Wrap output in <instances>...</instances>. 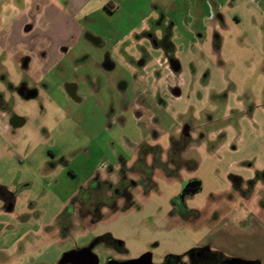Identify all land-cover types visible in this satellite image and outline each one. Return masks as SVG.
I'll return each mask as SVG.
<instances>
[{"label": "rangeland", "instance_id": "obj_1", "mask_svg": "<svg viewBox=\"0 0 264 264\" xmlns=\"http://www.w3.org/2000/svg\"><path fill=\"white\" fill-rule=\"evenodd\" d=\"M45 1L66 9L0 0V32L44 28L34 15ZM94 1L113 15L78 19L44 75L52 85L33 71L45 50L31 55L47 37L27 32L14 49L0 34V113L26 121L0 124V264H63L85 248L100 264L147 252L153 264L186 261L200 244L233 255L213 230L245 229L241 209L264 225V0ZM184 127L188 169L167 155ZM191 178L201 191L183 200L201 214L175 208Z\"/></svg>", "mask_w": 264, "mask_h": 264}, {"label": "crops", "instance_id": "obj_2", "mask_svg": "<svg viewBox=\"0 0 264 264\" xmlns=\"http://www.w3.org/2000/svg\"><path fill=\"white\" fill-rule=\"evenodd\" d=\"M43 8L42 11L39 12L38 16L34 15V20H37L40 22H49L44 28H39L38 26H32L26 29V27L22 28L21 23H14L11 27V29L6 32V30H2L0 34H5L9 37V41L14 49L17 48V45L19 42L24 40L26 38V35H30L31 37L37 35L38 37H47L49 39L48 46L45 47V43H39L34 47V50L31 51V55L35 57V51L39 49H44L47 58L46 62L42 63L41 66L36 65V69L33 68V71L37 73H42V77L45 78L42 80L46 84H51L53 79H49L50 82L47 81V76L50 71L57 67V64L59 63V56L61 49L65 45V40H67L69 37H75L76 33L78 31V19L80 18H86L87 20H90L95 15H99L103 19L105 17H109L113 15V12L109 11L105 6L104 3H97V1L94 0H67L65 2L66 9H60L57 6H55L54 3L45 1L42 3ZM18 8V5H17ZM19 19V18H18ZM22 20V19H21ZM24 21V20H22ZM25 35V33H27ZM21 38V40H20ZM30 41V40H29ZM30 42H27L28 44H33ZM0 44H2V38H0ZM5 46V45H4ZM3 47V46H2ZM76 48V44H74L71 47V50ZM72 52V51H71ZM26 53H28L26 51ZM30 54V53H29ZM38 64V62H37ZM63 68H65L63 66ZM27 70V68H25ZM45 75V76H44ZM42 85V84H41ZM52 85V84H51ZM75 90V88H74ZM41 96L43 97L49 96L51 93L50 91L46 90L45 88L41 89ZM31 99V98H29ZM21 101L17 100V103H20ZM0 116V124H2V128L5 132H9L14 126L22 128L26 125V121L23 118V115L17 113L15 115L18 118L17 123H12L11 118H8V114L5 113L4 110L1 111ZM147 137H144L146 139ZM15 139V136H13V140ZM72 173V172H71ZM244 198L246 202H250L252 198L249 199ZM196 211H200L199 209H196ZM244 210L241 209L240 213L237 215L244 216V219H249V224L247 227L243 230H236L234 226L231 224L229 228H226L225 225L223 228H219L217 230H213L211 234L214 236L215 242L216 240H225L227 243L230 244L232 254L231 256L236 257H243L244 259H257L259 258L262 263L264 264V225L259 221L256 216H252L246 213L244 215ZM264 212V210H262ZM239 220V219H238ZM220 246V245H219ZM221 248V247H217ZM223 248V247H222ZM227 252L229 248H225ZM231 254V253H230ZM229 254V255H230ZM235 254V255H234Z\"/></svg>", "mask_w": 264, "mask_h": 264}, {"label": "flooded vegetation", "instance_id": "obj_3", "mask_svg": "<svg viewBox=\"0 0 264 264\" xmlns=\"http://www.w3.org/2000/svg\"><path fill=\"white\" fill-rule=\"evenodd\" d=\"M77 85L75 83H70L69 84V90L71 89H76ZM43 89V88H42ZM10 91L14 92L13 89L7 90L6 92H3V97H5V95H10ZM31 92V89H30ZM41 90L39 92V94H41ZM175 93L178 94V90L175 91ZM43 95V94H42ZM3 106L5 107L6 104L3 103ZM11 122L12 123H17L18 122V118L16 116L11 117ZM182 133H180V135L178 137H171L170 141H171V149L168 151V158L172 157V161L174 159L173 162V166L174 167H181V169H188L189 166V160L188 158H186L184 161V164H182V155L185 153V150L188 149L189 147V142L191 141L192 143V138L190 136V130L187 127H184L181 129ZM155 135H157V133H155ZM152 137V136H151ZM147 139V138H146ZM146 139L142 140V145L145 144L144 142L146 141ZM134 148V147H132ZM147 150L149 151V149L147 148ZM145 150V151H147ZM192 179V178H191ZM189 179V180H191ZM187 181V180H185ZM251 180H248V184L251 183ZM243 183L245 184V180L242 177H236L235 181H234V185L241 187L243 189H245L246 193L244 198H248L249 193H248V187H244ZM242 185V186H241ZM98 187V191L99 190V186L96 184L90 185V188H92V190L95 192V188ZM87 192V191H86ZM93 192V193H94ZM244 192V191H243ZM193 194H186L185 197L188 196H192ZM85 207V205H84ZM175 208L177 211H179L180 213L182 209H184V211L186 213H191L192 211H194L195 209H190L189 207H187V205L185 204L183 198L181 200H179V203L177 205H175ZM197 213H200V211H196ZM214 247H211L210 244H200L198 247H195L191 250V253L189 254V259H187L186 261L183 260V258H181L178 255H169L168 259H166V262L163 264H226L228 263V259L226 258H234V256L228 255L227 252L222 251V250H215L213 249ZM218 252L222 253L224 256H219ZM226 256V257H225ZM122 261L125 260H116L113 259L112 257L108 258V261H106L105 264H120ZM100 264V261H99Z\"/></svg>", "mask_w": 264, "mask_h": 264}, {"label": "water", "instance_id": "obj_4", "mask_svg": "<svg viewBox=\"0 0 264 264\" xmlns=\"http://www.w3.org/2000/svg\"><path fill=\"white\" fill-rule=\"evenodd\" d=\"M201 191V181L191 179L181 182V197L186 194H198ZM100 258L90 248L82 249L79 252H68L62 259L63 264H99ZM120 264H153L152 253L147 252L133 260H125Z\"/></svg>", "mask_w": 264, "mask_h": 264}, {"label": "trees", "instance_id": "obj_5", "mask_svg": "<svg viewBox=\"0 0 264 264\" xmlns=\"http://www.w3.org/2000/svg\"><path fill=\"white\" fill-rule=\"evenodd\" d=\"M219 256H224L222 253L218 252ZM226 257V256H225ZM228 263L226 264H262L259 260H244L243 258H226Z\"/></svg>", "mask_w": 264, "mask_h": 264}]
</instances>
